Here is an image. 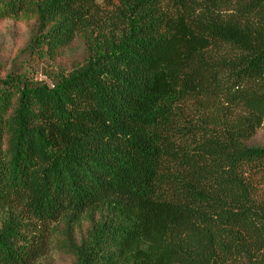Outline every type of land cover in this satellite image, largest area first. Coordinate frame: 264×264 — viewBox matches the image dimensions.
Returning a JSON list of instances; mask_svg holds the SVG:
<instances>
[{
	"label": "trees",
	"instance_id": "trees-1",
	"mask_svg": "<svg viewBox=\"0 0 264 264\" xmlns=\"http://www.w3.org/2000/svg\"><path fill=\"white\" fill-rule=\"evenodd\" d=\"M8 20L0 264H264V0H0Z\"/></svg>",
	"mask_w": 264,
	"mask_h": 264
},
{
	"label": "rangeland",
	"instance_id": "rangeland-1",
	"mask_svg": "<svg viewBox=\"0 0 264 264\" xmlns=\"http://www.w3.org/2000/svg\"><path fill=\"white\" fill-rule=\"evenodd\" d=\"M26 36L27 33H22L17 24L10 20L2 24L0 26V61H10ZM261 137L264 140V128L261 131ZM38 264H69V260L58 253L49 252Z\"/></svg>",
	"mask_w": 264,
	"mask_h": 264
}]
</instances>
